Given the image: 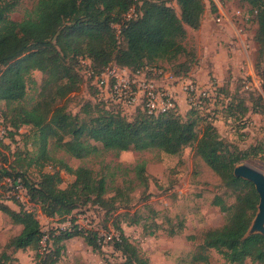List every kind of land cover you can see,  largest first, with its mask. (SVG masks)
<instances>
[{"label":"trees","instance_id":"trees-1","mask_svg":"<svg viewBox=\"0 0 264 264\" xmlns=\"http://www.w3.org/2000/svg\"><path fill=\"white\" fill-rule=\"evenodd\" d=\"M241 1L254 13L258 24L256 34L264 43V0ZM20 2L0 0V101L6 107L2 119L5 126L11 128L9 135L14 136L22 125L31 126L37 132L38 152L43 159L50 157L47 143L51 137L58 148L79 159L97 153L100 148L95 143L117 153L129 149H157L166 154H178L186 146L193 147L222 182L237 193L231 205L221 196H214L212 203L222 212L230 211L229 216L222 225L205 231L200 250L192 258L207 262L208 256L203 250L212 248L221 255L223 264H245L246 260L264 264V235L246 234L257 210L258 194L250 181L233 174L235 165L255 152L240 150L223 140L213 120L204 112L209 96L185 112L174 103L156 114L148 113L144 106H137L128 114L117 104L97 99L98 89L85 80L80 62L88 58L97 72L115 63L133 70L155 68L176 77H190L199 63L193 67L186 62L177 66L168 63L186 52L182 40L186 36L185 25L192 29L200 27L206 11L204 0H177L179 15L168 0H36L21 20H14L9 14ZM31 70H39L43 79L38 100L26 108L19 102L26 95ZM261 75L264 90V62ZM246 82L248 80L241 81L242 89H256L253 85L245 87ZM84 83L91 100H85L78 112L72 113L65 99ZM216 86L213 83L212 87ZM232 101L231 97L225 106H231ZM84 114L88 117L82 119ZM0 145L6 146L2 139ZM61 163V167L74 176L65 187L59 186L61 177L57 171L40 172L39 181L31 182L25 170L0 163V196L9 189L5 177L11 181L21 177L29 202L38 205L45 216L61 219L72 215L81 200L113 207L121 196L122 188H116L113 195L105 197L108 186L104 175L85 166L72 168ZM133 170L139 183L145 185L144 162L136 164ZM13 203L16 202L13 200ZM0 211L7 214L12 223L21 226L7 245L13 250L37 247L39 264H55L64 246L57 243L74 236H82L92 250L103 254L97 241L98 230L80 227L75 223V216L71 217L69 226L56 234L52 232L47 239L51 240L50 246L43 247L41 243L46 234L34 210H26L20 204L15 210L0 201ZM126 215L127 211L122 212L121 219ZM126 220L130 224L140 223L143 230H147L146 220L142 223L140 217ZM119 222L114 228L116 232L105 233L110 236L106 242L121 254V263L149 264Z\"/></svg>","mask_w":264,"mask_h":264},{"label":"rangeland","instance_id":"rangeland-1","mask_svg":"<svg viewBox=\"0 0 264 264\" xmlns=\"http://www.w3.org/2000/svg\"><path fill=\"white\" fill-rule=\"evenodd\" d=\"M35 1L21 0L9 14L10 17L21 20ZM204 2L207 10L205 20L197 29L185 25L186 36L182 40L186 52L168 64L177 66L180 62H186L189 67L198 63L205 66V70L200 69L195 74L198 84L209 94L204 112L213 120L227 144L255 152L236 165L244 163L264 174V90L261 86L264 43L260 42L256 34L258 24L254 13L249 12V5L244 1ZM168 4L180 14L177 0H168ZM221 14L222 20L217 22L216 18ZM234 27H241L245 32L244 44L237 39ZM224 44L229 50L226 54L222 51L225 50ZM217 48H222L221 52ZM243 75L256 88L254 91L242 89ZM42 79L43 73L39 70L30 71L26 95L19 102L22 106L29 108L38 100ZM213 83L219 85L213 88ZM178 91L176 89L174 93ZM231 97L232 105L226 107ZM90 98L84 83L77 92L68 95L65 101L68 110L77 113L84 101ZM186 100L178 99L181 112H185L189 106ZM3 112H6V107L0 101V125L6 124L2 119ZM10 116L11 113L8 114ZM87 117L84 114L82 119ZM15 132L12 137L7 133L6 146L0 145V163L25 170L29 181H39L40 172L57 171L61 177L59 186H67L74 176L61 167V162H65L72 168L85 166L104 175L108 186L105 197L113 195L116 188H122L121 196L113 207L81 200V205L64 219L45 216L38 205L31 204L29 210L36 212L41 229L46 234L41 246H50L48 236L69 226L72 216H75V223L80 227L96 228L100 236H105L107 231L116 232L114 228L120 220L124 233L139 253L148 258L149 264H223L221 255L212 248L203 250L208 256L207 262L196 261L192 255L200 250L205 231L222 225L229 216L230 211L222 212L219 206L212 203L214 196H221L227 205H231L235 202L237 192L222 182L195 153L193 147L186 146L178 154H166L157 149H129L117 153L105 150L100 143L93 142L99 146V151L79 159L58 148L55 139L51 137L47 143L50 157L43 159L38 152L37 132L31 126L22 125ZM140 162L145 164V185L139 183L133 170ZM0 201L12 209L19 208L17 203L6 202V191L2 192ZM124 211L128 215L121 219L120 214ZM135 217L142 218V223L146 220L147 230L144 231L140 223H127L126 219ZM20 229V225L12 223L9 216L0 211V264H39L37 247L13 250L7 245ZM149 231L153 233L148 234ZM61 243L64 246L55 264H122L121 254L109 242L101 240L103 254L92 250L82 236H74L57 244ZM245 264L255 263L246 260Z\"/></svg>","mask_w":264,"mask_h":264},{"label":"built area","instance_id":"built-area-1","mask_svg":"<svg viewBox=\"0 0 264 264\" xmlns=\"http://www.w3.org/2000/svg\"><path fill=\"white\" fill-rule=\"evenodd\" d=\"M221 20L222 14L216 18L217 22ZM234 28L238 39L244 44L243 30L241 27ZM80 62L85 80L90 81V84L98 89L97 99L117 104L128 114L132 113L137 106H144L148 113L164 112L174 103L178 104L180 93L184 100L187 99L188 107L199 105L202 98L209 95L193 76L176 77L169 71L155 68L133 70L115 63H110L103 70L97 72L88 58H82ZM242 78L243 82L247 81L245 75ZM249 85L252 84L246 82L245 87H249ZM176 89L179 91L174 93ZM10 129V126L0 125V139L5 143ZM4 180L9 185L6 202L14 200L24 209L29 210L31 203L22 178L17 177L11 181L10 178L5 177ZM109 237L106 233L105 236H100L98 232L97 241L100 244L101 240L106 241Z\"/></svg>","mask_w":264,"mask_h":264},{"label":"water","instance_id":"water-1","mask_svg":"<svg viewBox=\"0 0 264 264\" xmlns=\"http://www.w3.org/2000/svg\"><path fill=\"white\" fill-rule=\"evenodd\" d=\"M233 174L250 181L258 194L257 210L246 234L260 233L264 235V174L244 163L236 165L233 168Z\"/></svg>","mask_w":264,"mask_h":264},{"label":"crops","instance_id":"crops-1","mask_svg":"<svg viewBox=\"0 0 264 264\" xmlns=\"http://www.w3.org/2000/svg\"><path fill=\"white\" fill-rule=\"evenodd\" d=\"M206 13H207V10L205 11V13H204V18H203V20H202V22L205 20V16H206ZM233 23V22H232ZM202 24V23H201ZM237 37V36H236ZM238 39V38H237ZM223 47L225 48V50H222V48L220 49V48H217L216 50H218L219 52H221V50L222 51H224V54H226V53H228L229 52V50L227 49V47L225 46V44L223 45ZM219 54V53H218ZM227 56V55H226ZM212 58V63H213V56L211 57ZM211 58H210V60H211ZM227 58H229L228 56H227ZM229 61V63H233V62H231L230 60H228ZM234 64V63H233ZM202 65V64H201ZM200 65V63H199V65H198V68H197V70L194 72V74L192 75L193 77H195L196 75V73H198L199 72V70L201 69V70H205V66H201ZM214 65V64H213ZM212 68V66L210 65V69ZM198 71V72H197ZM219 79V78H218ZM217 84V83H216ZM217 85H219V84H217ZM178 97H179V99H183V95L180 93L179 95H178Z\"/></svg>","mask_w":264,"mask_h":264}]
</instances>
